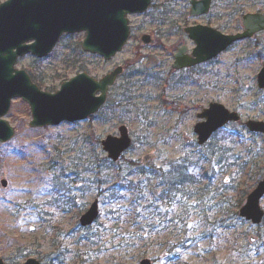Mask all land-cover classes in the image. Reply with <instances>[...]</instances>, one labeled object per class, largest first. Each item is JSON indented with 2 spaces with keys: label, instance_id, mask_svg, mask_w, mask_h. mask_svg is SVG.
I'll list each match as a JSON object with an SVG mask.
<instances>
[{
  "label": "rangeland",
  "instance_id": "374dc122",
  "mask_svg": "<svg viewBox=\"0 0 264 264\" xmlns=\"http://www.w3.org/2000/svg\"><path fill=\"white\" fill-rule=\"evenodd\" d=\"M212 3L207 15L191 16L190 0H153L148 10L129 16L130 40L111 60L82 50L85 33L65 35L47 57L18 60L16 66L51 93L81 72L100 79L122 65L124 74L100 112L83 121L30 127L29 104L12 102L5 119L16 135L0 142V258L7 264L31 257L41 264H140L145 258L152 264H264V218L254 224L232 211L239 212L264 177V133L245 124L264 121V89L257 80L264 30L207 63L172 68L178 48L190 53L195 47L185 27L202 23L232 34L243 31L245 14H264V0ZM143 34L156 42L143 44ZM211 102L242 118L200 145L194 125ZM123 124L133 144L106 166L99 188L94 171L81 165L107 157L101 140L117 135ZM96 138L93 150L86 141ZM186 158L204 179L206 195L161 199L168 176L157 171ZM96 199L98 219L81 226V214ZM237 200L240 207L232 209ZM260 203L264 210V197Z\"/></svg>",
  "mask_w": 264,
  "mask_h": 264
},
{
  "label": "water",
  "instance_id": "95a60500",
  "mask_svg": "<svg viewBox=\"0 0 264 264\" xmlns=\"http://www.w3.org/2000/svg\"><path fill=\"white\" fill-rule=\"evenodd\" d=\"M152 0H6L0 3V142L14 138L15 128L5 119L12 100L21 97L28 102L32 112L30 127L59 125L63 121L76 122L96 114L105 104L108 91L123 73L118 66L100 79L82 72L61 84L54 93L41 90L23 69L16 68L18 58L31 53L43 58L48 56L64 34L85 32L82 49L99 54L110 60L123 49L130 36L128 16L145 12ZM191 15L209 12L211 0H192ZM243 32L225 34L207 25L185 28L196 43L192 54L181 47L175 54L173 68L192 67L221 54L234 42L253 36L264 30V15L248 13L243 18ZM144 44L151 36H142ZM258 84L264 89V66L258 74ZM201 119L194 126L200 145L229 122L241 119L237 111L219 102H211L198 114ZM252 132L264 133V121L249 119L245 122ZM132 137L126 125L119 127V135H108L101 140L108 158L117 161L132 145ZM190 142V140H187ZM4 186L6 180L2 181ZM264 177L249 193L240 208V216L254 224L262 222L264 210ZM99 216V201L94 200L79 221L84 227L91 226ZM0 264H7L0 258ZM23 264H41L29 258ZM140 264H152L145 258Z\"/></svg>",
  "mask_w": 264,
  "mask_h": 264
},
{
  "label": "trees",
  "instance_id": "16d2710c",
  "mask_svg": "<svg viewBox=\"0 0 264 264\" xmlns=\"http://www.w3.org/2000/svg\"><path fill=\"white\" fill-rule=\"evenodd\" d=\"M32 77H34V80H37V76L35 74H31ZM91 149L94 150V146L99 145V139L94 140V144L91 143V141H86ZM97 159V158H96ZM184 160V159H183ZM85 163V164H84ZM81 166H84L83 171L89 170L94 171L95 178L93 181H95L98 184L99 188H102L103 183L105 181V170L106 166H109L112 161L107 159L106 157L103 158V160L100 161V163L97 161L95 162L93 159L89 160L86 164L84 162ZM191 165H193V161L189 158H186L184 161H180L179 163L174 164L171 167V170L167 172H163L161 170H158L156 175H159L161 177L168 176L167 185L165 184V188H162L161 196H159L161 199L169 198L173 199L172 194L177 195L180 194L183 197H186L189 200H193L194 197H199V199L206 195V186L202 183L204 179H201V176L194 175L193 172L190 170ZM82 171V172H83ZM139 171L140 175H147L143 169H140ZM120 172V171H119ZM135 171H131L128 173L130 175L131 173H134ZM208 175V173H205L202 175L203 178H205ZM118 177V176H117ZM118 179V178H117ZM119 180V179H118ZM120 181H125V179H122ZM131 185V184H130ZM241 205L238 200L232 204L233 208H239ZM235 215H238L239 212L236 210H232ZM57 256L54 257L56 259Z\"/></svg>",
  "mask_w": 264,
  "mask_h": 264
},
{
  "label": "flooded vegetation",
  "instance_id": "af4514ba",
  "mask_svg": "<svg viewBox=\"0 0 264 264\" xmlns=\"http://www.w3.org/2000/svg\"><path fill=\"white\" fill-rule=\"evenodd\" d=\"M191 1H192V0H190V3H191ZM212 4H213V3H212V0H211V5H210V9H209V12H208V13H210V11H211V9H212ZM191 9H192V3H191V8H190V15H191ZM208 13H206V14H204V15H207ZM262 14H263V13H262ZM199 16H203V15H199ZM199 24H202V23H199ZM195 25H198V24H195ZM202 25L211 26V25H208V24H202ZM185 28H186V27H185ZM185 28H184V31H185ZM185 32H186V31H185ZM151 40L153 41V43L156 42V39H153V38H152ZM178 49H179V48H178ZM174 56H175V54H174ZM117 66H118V65H117ZM115 67H116V66H115ZM115 67H114V68H115ZM114 68H113V69H114Z\"/></svg>",
  "mask_w": 264,
  "mask_h": 264
}]
</instances>
